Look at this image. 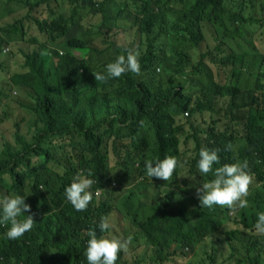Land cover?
<instances>
[{"label": "trees", "instance_id": "trees-1", "mask_svg": "<svg viewBox=\"0 0 264 264\" xmlns=\"http://www.w3.org/2000/svg\"><path fill=\"white\" fill-rule=\"evenodd\" d=\"M170 1L4 0L3 5L8 7L4 10L1 5L0 17L16 14L19 16L13 23L4 24L7 27H3V30L22 49H28L24 53L23 64L27 71L14 75L11 83L28 90L36 105L30 108L35 114V119L30 123L32 140L21 135L16 125V143L6 142L0 152V187L21 194L30 187L33 192V206L38 208L40 204L47 209L51 205L46 193L54 191L55 212L51 220L57 227L55 237H51L45 221L34 218L33 229L12 240L6 235L10 223L0 224V264H88L85 256L88 232L95 230L98 236L101 235V219L92 217V214L96 215V201L93 199L85 211H77L65 201L64 191L81 170L85 175L92 172L91 178L95 180L93 191L100 193L102 189L107 195L113 192L112 188L120 181L113 172L114 168L128 175L143 176V180L138 181L142 186L147 183V137L143 135L124 154L120 142L125 138V129L129 130L128 137L134 138L144 125H150L155 135L156 159L176 156L180 161L182 154L179 151V134L184 131V125L190 126L194 131L196 144L192 155L186 161L188 174L195 179H204L205 176L202 177L197 168L200 149L218 148L221 150L220 164L214 165V168L225 163L246 160L255 180L262 184L260 198L261 202L264 201V128H259L264 126V65L255 80L254 88L245 89L242 87L247 83L243 72H247L245 55H235L225 64L227 67L232 66L229 82L210 83L201 92L196 84H191L196 94L194 97L183 81H190L194 75L205 71L204 60L207 54L203 55L199 63L194 64L190 52H181L178 46L175 48L176 35L187 50L195 49L202 38L193 30V19L204 23L219 20L226 13L227 0H180L181 4L175 9H172ZM117 2L120 3L117 12H114L113 5ZM52 3L58 6L68 3L72 9L71 16L62 14L53 19L60 14L54 10L50 14L51 20H42L33 15L34 9L45 5L47 11L51 9ZM130 7L137 11L136 15L129 10ZM116 13L119 15L114 16ZM99 15L103 19L95 26L96 23L92 20ZM87 18L90 19L91 30L95 26L96 31L89 33L90 29L85 24ZM181 20H185V25L177 31ZM237 20L243 23L241 17H237ZM129 22L139 28L144 38L142 54L139 57L141 74L137 76L126 72L119 78L96 81L92 66L97 63L93 57L100 52L91 46L86 37L109 36L113 33L111 26L128 25ZM235 23L237 22L234 21ZM32 29L48 34L49 41L54 42H39L37 49L31 51L26 37ZM72 29V38L60 47H56V44L50 48L49 43L55 44L64 39ZM236 30L242 35L240 25ZM15 34L19 36L13 37ZM5 46L10 44L0 35V51L9 54L10 50L6 51ZM122 50L116 47L117 52ZM77 52L80 54L77 55ZM117 52L115 59L121 55ZM127 52L128 50L125 55ZM178 78L182 80L178 81ZM198 97L199 107L190 112L183 126L179 125L178 117L189 111ZM225 99H228V103L224 108L220 107V110L226 111L233 123L231 133L216 131L213 123L209 126L205 122V129L194 125L197 113L200 114L198 116L206 111L217 113L215 104L220 105V101ZM239 132L244 133L241 137L246 147L236 152L237 141L234 136ZM228 144L232 146L230 151L225 149ZM112 151L116 157L114 165L110 157ZM51 161L61 165L62 162H69L64 178H59L61 183L58 189L50 184L55 177L42 171ZM178 171L179 166L174 172L175 175ZM186 186L187 184L183 187ZM183 187L178 186L183 191H190ZM115 195L119 197L116 191ZM170 202L169 198L164 203L160 202V206H164L159 207L156 214L142 222L141 232H149L148 239L160 257H153L155 262L160 264L161 259L172 255L177 246L178 250L185 246L189 248V252H194L196 245L204 238L221 230L222 240L225 242L223 248L228 246L231 250L227 258H234L236 263L241 259L243 264L245 258L239 257L235 248L238 231L223 223L218 209L202 208L196 200L193 201V206L185 204L182 208L175 209ZM98 211L103 212V207L100 206ZM27 214L30 213H22L21 218H26ZM252 217L250 224L242 216H237L236 219L255 233L256 217ZM256 238L251 245L247 243L248 239L245 240L242 251L250 260L247 264H264V242H260V236L257 235ZM50 247L60 249L53 254L47 252L46 255ZM73 251L74 255L71 254ZM216 253L223 254L224 251L217 249ZM209 258L212 263L215 261L214 254ZM118 262L130 264L124 256Z\"/></svg>", "mask_w": 264, "mask_h": 264}, {"label": "rangeland", "instance_id": "rangeland-1", "mask_svg": "<svg viewBox=\"0 0 264 264\" xmlns=\"http://www.w3.org/2000/svg\"><path fill=\"white\" fill-rule=\"evenodd\" d=\"M168 1L169 0H165V2ZM3 3L4 0H0V7L2 5L3 9L6 10L8 6L3 5ZM119 3L120 2H117L113 5L114 12H117ZM170 3L173 5L172 9H175L177 5L181 4L180 0H171ZM225 5L226 13L219 20L206 21L207 23H204L193 19V30L195 33L200 34L202 38L195 49L191 48L187 50L185 44L181 42L178 39V35H176L177 45L175 48L178 46L181 52H190L194 64L199 63L203 55L207 54L204 60L205 71L194 75V78L190 81L187 79L183 81V84L186 85L189 92L194 97H196V94L191 88V84H196L201 92L202 88L210 83L217 82L227 84L229 82L232 66L227 67L225 64L231 61L235 55H245V70L250 74L248 75L247 72L242 70L245 74L244 78H247V83L242 86L245 89L249 87L254 88L256 83L255 80L258 74L261 73V67L264 65V0H227ZM53 10L56 13H60L55 15L53 19L58 18V16L62 14H65L67 17H70L72 14L71 6L68 3H62L60 6L56 3H52L51 9L49 8L47 11L45 10V5H42L34 9L32 13L39 19L51 20L52 15L50 14H52L51 11ZM129 10H132L134 15L137 14L135 9L130 7ZM118 15V13L114 14V16ZM18 16L19 15L16 14L5 18L0 17V35L10 44L8 47L5 46L6 51L10 50V52H8L9 54L0 51V71L2 72L0 73V152L4 148L6 142L11 144L16 143L14 137L16 125H18V132L21 135L26 136L28 140H32L33 138V133L30 132V123L35 119V114L30 108L34 107L36 102L30 97L28 90L16 87L10 81L12 75L16 73L22 74L27 71L23 64L25 61L24 53L28 51V49H22L19 43L11 40L8 34L3 30L7 27L8 23H13L15 21L14 19ZM237 17H241L243 23L239 22ZM102 19L103 17L99 15L92 20V22H95L96 26L101 23L99 21ZM234 21L237 23L234 24ZM4 24L7 25L3 26ZM85 24L86 27L90 29L89 33L97 30L95 26L91 30L89 18L85 20ZM178 24L179 28L177 31L185 25V20H181ZM238 25L242 27V35H239L236 30ZM110 28L113 33L109 36L91 35L90 37H86V39L90 41L91 46L100 52L95 53V57H93L97 63L92 66L94 72H104L106 69L104 65L113 62L111 57L115 59V52H117L116 47L123 49L121 52H117L123 55H125L126 50L133 52L139 50L140 53H142L143 47L141 45H143L144 38L139 28L133 25V22H129L128 25H113ZM18 36L19 35L15 34L13 37ZM73 36L74 29L68 33V38L65 37L55 42V44L49 43L48 45L50 48L54 47L56 44V47H60ZM26 39L28 41L27 46L33 51L37 49L39 42H48L49 35L41 33L39 30L32 29L28 31ZM107 39L109 42H106ZM175 48L173 50H175ZM79 54L80 53L77 52V55ZM181 80V78H178V81ZM53 81L57 89L55 78H53ZM198 102L199 97L195 108L199 107ZM227 103L228 99H225L220 101V105L215 104L214 107L217 113L206 111L202 116H198L200 114L197 113L194 119V125L201 129H205V122H208L209 126L213 123L216 131H227L231 133L233 123L230 122L226 111L220 110V107L224 108ZM186 118L185 116H180L178 120L183 124L187 121ZM184 128L186 135L181 138L182 146H179V151L182 154L180 155L181 164L179 165L178 173L176 175L174 173L169 181L157 179L155 177L151 179L147 176V183L142 186L138 183L139 180H143L142 176H138L137 174L128 175L126 172L114 168V174L120 178V181L117 182V186L112 188L113 192L110 195L101 194L98 197L96 196V205H94L96 208V215L92 214V217L101 219L104 216H110L114 225L113 229L110 231H112L114 235L123 237L132 236V241L127 252H121L119 254L116 264L119 263L118 261H120L122 256L126 257L130 264H159L153 260V257H160L156 254L154 247L148 239L149 232L147 230L141 232L143 231V220L148 219L154 212H157L159 207L164 206H160V202L164 203L166 198L170 199V204L175 206V209L182 208L185 204L193 206L195 205L193 202L194 200L199 203V199L196 195V187L203 180H211L214 178L210 173L205 176L204 179L197 178L193 180L186 171V169H188L186 161L188 156L192 155V148L195 140L191 136L194 131L190 126L184 125ZM259 128H264V126ZM143 129H145L144 134L148 140L146 158L148 160H155L157 155L154 132L150 125H144ZM125 133H127V131H125L124 134ZM241 135L243 136L244 133L239 132L234 136L237 141L236 152L242 148L244 150L246 147ZM186 141L188 142V146L185 144ZM123 153L126 154L125 152ZM54 156L58 157L57 154H54ZM110 157L112 165L116 164V157L113 151ZM68 165L69 162H62L61 165L51 161L50 165L48 164V169L43 170L46 174L55 177L54 182H50L53 188L58 189L57 187L60 183L59 178H64ZM4 177L8 178V175L4 174ZM185 184H187V186L183 187ZM178 186L189 189L190 191H183L179 189ZM262 190V184L257 182L254 177L253 184L249 189L250 194L247 197L249 201L247 208H236L235 211H230L227 207L222 208L219 205H215L220 212L223 223L233 230L240 228L237 232L235 248L239 252L238 256L245 258L243 264L248 262V255L246 256L245 252L242 251L245 240L248 239L247 243L251 245L253 241L257 240V235L248 228H245L236 217L242 216L249 224L253 221V215L257 220V213L264 211V201L261 202L260 198V192ZM24 191V193H30V195L26 197L27 203L33 192L30 187L24 189ZM115 191L119 197L115 195ZM47 193L50 194V191ZM23 194L0 187V197L4 195L14 196ZM51 194L55 196L54 192ZM100 206L103 207V212L98 211ZM212 209H214V206ZM40 214L42 218L47 220L54 217L52 212L47 213L46 210H40ZM55 224L51 219L49 220L48 228L51 236L54 235ZM155 226L157 228L156 223ZM260 242L263 244L264 236H260ZM224 244L225 242L222 240V231L219 230L198 243L194 252H189V248L185 249V246L181 250H178L179 246H177L176 249L174 248V253L172 255H168V257L161 259L160 264H241V259L236 263L234 258H227L231 250L228 246L223 248ZM78 247H80V243ZM217 249H223L224 253H216ZM56 251V248L50 247L48 253ZM211 254L215 255V261L213 263L209 258Z\"/></svg>", "mask_w": 264, "mask_h": 264}, {"label": "clouds", "instance_id": "clouds-1", "mask_svg": "<svg viewBox=\"0 0 264 264\" xmlns=\"http://www.w3.org/2000/svg\"><path fill=\"white\" fill-rule=\"evenodd\" d=\"M24 1L26 2L27 0ZM141 54L142 53H140L139 50H136L134 52L128 51L127 55H119L113 62L107 64L104 72H94L95 80L105 81L112 78H119L126 72H132L139 76L141 74V63L139 60ZM55 63L57 65L56 60ZM0 73L2 72L0 71ZM14 75H12L11 78ZM195 106L196 104H193L189 111H186L184 114L182 113L180 116L188 117L190 112L193 109H196ZM177 121L179 125L183 126L178 119ZM144 130L145 129H142L138 136L130 138L128 137L129 130L125 129L127 133L123 134V137L125 138L120 142L121 150L127 154L129 148H131L134 144H137L141 137L145 135ZM185 135L186 133L184 128V131L179 134V143L181 146V138ZM191 136L195 140L194 135L192 134ZM185 144L188 146L187 141ZM195 144L196 141L194 142L192 151L195 148ZM225 149L230 151L232 149L231 144L226 145ZM220 151L221 150L218 148L208 149L204 147L200 149V158L197 163L198 171L202 177L211 173L214 178L211 180H203L196 187V195L199 199L198 205L209 210H213V206L214 210H217L218 208L215 205H219L222 208L227 207L230 211H235L236 208H247L249 205V201L247 200V197L250 194L249 189L254 181V175L249 170V164L245 160L243 162L237 161L235 163H225L222 166L214 168V165L220 164ZM180 164L181 161H179L176 156H166L163 159L146 160L145 176H148L151 179L155 177L157 179L169 181ZM47 168L48 164L46 168L44 167L42 169V171ZM92 175L91 171L85 175V172L81 170L80 173L76 174L71 184L67 186L64 191L65 201L70 203L77 211H85L89 208V204H92L93 199L96 201V196L98 197L101 194H105L102 189L100 193L96 190H94V192L92 191L95 183V180L91 178ZM191 178L195 180L194 177ZM60 183L57 188L60 187ZM115 186H117V183ZM52 192L54 191H50V194L46 193V197L51 205L50 209L44 208L40 204L38 205V208H35L31 201L33 194L26 203V197L30 195V193L14 196L4 195L0 197V224L7 225L10 223V227L6 233L8 239H18L26 232L31 231L35 222L34 218L43 219L48 228L49 220L51 218L48 220L42 218L40 210H46L47 213L52 212L54 214L53 197H56V194L53 196L51 194ZM157 212H154L152 215ZM22 213L30 214H27L26 218H21ZM56 227L57 226L55 224L54 235H50L51 237H55ZM113 227L114 225L111 217L104 216L101 218L99 223L101 235L98 236L95 230H90L88 232L89 239L85 249V256L88 264H116L119 254L121 252H127L132 241V236L129 235L127 237H123L114 235L113 232L110 231ZM254 227L256 235L264 236V211L257 213V220ZM239 229L240 228H236L234 231H238ZM56 249L58 251L60 248L57 247ZM185 249H188V247H185ZM48 250L49 249H47V252ZM53 253L54 252H51V254ZM74 253L75 252L73 251L71 254ZM247 260L250 261L249 259ZM244 264H247V262Z\"/></svg>", "mask_w": 264, "mask_h": 264}]
</instances>
